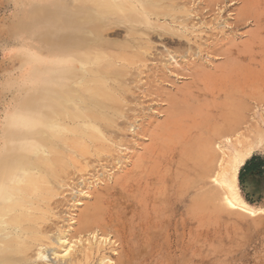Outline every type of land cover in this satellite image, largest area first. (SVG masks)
I'll return each instance as SVG.
<instances>
[{
    "label": "rangeland",
    "instance_id": "obj_1",
    "mask_svg": "<svg viewBox=\"0 0 264 264\" xmlns=\"http://www.w3.org/2000/svg\"><path fill=\"white\" fill-rule=\"evenodd\" d=\"M102 1L0 0V177L15 160L12 175L23 173L21 162L33 157L26 143L34 133L24 121L47 110V104L57 106L68 75L63 61L79 54L85 67L106 53L116 61L112 72L123 77L116 91L125 100L129 118L120 121H130L133 127L119 134L105 131L106 140L96 142L99 155L81 157L80 163L64 169L63 183L53 182L52 211L42 226L50 232L51 245L60 252L72 245L79 261L75 264H98L102 256L111 264L120 258L129 264H264V0H163L164 5L178 6L168 9L180 20L144 13L135 20L126 12L103 11ZM132 1L139 5V0ZM67 44L77 45L76 53L67 52ZM95 50L101 53L90 54ZM204 67H222L227 85L235 87L229 97L224 95L228 88L221 90L224 96L217 103L235 106L228 108L227 117L241 122L237 134L252 145L238 185L258 214L231 207L226 190L214 181L216 150L223 159L234 149L227 139L212 143L213 152L203 159H194L199 143L212 141L208 134L192 132L180 142L163 145L167 134L155 130L166 118V98L188 89L190 73ZM213 86L222 84L215 81ZM46 91L51 93L43 100ZM38 95L43 96L39 101ZM205 100L213 103L211 97ZM154 132L159 138L152 139ZM140 158L143 166L129 180L134 186L128 187L122 180ZM146 174L157 178L158 189L151 180H138ZM182 181L186 209L179 205L170 222L167 208ZM202 190L220 195L208 199L204 218L194 207ZM155 193L162 195L156 202ZM98 194L104 198L103 215L111 216L113 223L105 233L77 235L81 211ZM152 209L160 213L156 228L151 226ZM184 216L189 217L186 229ZM57 235L62 241H53ZM100 239L108 240L98 250ZM51 245L48 263L57 264ZM35 254L32 250L28 257L35 260Z\"/></svg>",
    "mask_w": 264,
    "mask_h": 264
},
{
    "label": "bare ground",
    "instance_id": "obj_2",
    "mask_svg": "<svg viewBox=\"0 0 264 264\" xmlns=\"http://www.w3.org/2000/svg\"><path fill=\"white\" fill-rule=\"evenodd\" d=\"M99 5L105 12H126L129 18L135 20L138 13H144L147 17L154 14L157 18L166 15L173 19H182L177 13L168 9H175L178 6L174 3L164 5L163 0H139V5H136L132 0H103ZM67 10L70 9L67 8ZM66 47L67 52L76 53L78 49L77 45L67 44ZM94 53L100 54L101 50H95L90 54ZM96 58L93 65L88 66L87 63L85 67L81 64L83 58H80L79 54L66 58L63 61V69L68 74L65 76L67 82L62 83L64 88L61 89L60 97L57 96V106L53 103L49 108L47 104V110L35 115L31 113L33 116L31 115L29 119L25 118L27 120L24 123L30 125V131L34 133L33 138H31L32 141L27 140L28 146H26L33 150L34 155L32 158L21 162L19 167L23 173L12 175L10 169L18 163L15 160V162H10L11 164L8 163V166L3 169L1 176L4 178L0 177V264H38L37 259L44 261L42 264L51 262L52 258L47 247L53 244L50 241L52 237L50 239V232H45L42 226L49 219V214L52 211L50 199L55 191L53 184L56 182L63 183L65 179L61 176L62 173H65L64 169L72 163H80L81 157H88V155H95L96 153L99 155L102 152L101 146L96 142L106 140L105 131H113L115 134H119V131L133 127L130 121H120L122 117H129L125 114L127 109L125 100L116 91L123 78L118 72H112V66L116 64V61L114 62L113 57L106 53ZM119 71H123V68ZM224 71L222 67L214 70L205 67L193 70L190 73L193 81L188 89L166 98L168 103L165 109L166 118L155 125V130L161 131V134H167L161 139L163 145L173 139L180 142L183 138L190 136L192 132L199 135L208 134L212 141L202 140L196 149L198 152L194 159H203L204 156L213 152V144H220L224 138L227 139L234 146V149L227 153L223 159H220V153L216 150L217 170L214 181L226 190L225 201L227 204H230L231 207L235 205L239 209L242 208L241 210L244 212L254 215L258 214L260 210L257 212L254 205L249 203L238 185L240 169L251 157L252 145L246 142L247 139L243 134H237L241 122L237 118L227 117L228 108L235 106L217 103L221 96L235 95L232 92L235 87L233 86V88L230 84L227 85ZM215 81H220L222 87L213 89ZM212 86L213 88H211ZM226 88H228V92L221 95V90ZM50 93L51 91H46L45 96ZM37 97L39 101L40 97L43 96L39 97L38 95ZM206 97H211L213 103L209 104L208 100H205ZM46 98L47 96L43 100ZM221 119L225 120L224 125L217 124ZM41 129L47 131L39 136ZM157 138L159 136L154 132L152 139ZM100 158L102 159V157ZM142 162L143 159L140 158L133 169L126 174V179L122 180V182L128 181V187L134 186V183L129 182V180L142 168ZM139 179L143 182L153 181V186L158 189L159 184L156 182V177L146 174L139 176ZM186 189V184L182 181L178 186L179 195H176V201L174 199L170 201L171 204L167 208L170 222H174L179 205H183V210L186 209L184 204ZM161 196L155 193L153 201L156 202L162 198ZM210 197L218 199L220 195L215 190H202L195 200L194 207H196L201 218L205 216L206 204ZM102 201L104 202L103 195L98 194L94 197L93 202H88L83 208L75 228L77 235L95 233L96 231L105 233L108 230L113 219L111 216L107 218L103 215ZM110 202L108 203L110 204ZM151 212L153 219L151 226L156 228L160 221V213L155 209H152ZM184 217L186 229L189 217ZM60 239L61 236L57 235L56 240L53 238V241L58 242ZM107 240L100 239L98 241L95 245L98 250ZM51 246L52 254L59 258L56 261L57 264L79 262L73 254L72 245L70 248L66 247L63 252L59 251V247ZM90 246L94 249L93 244ZM32 250L36 251L35 260L28 257ZM89 251L91 252L90 249ZM88 255H90L89 252H87ZM98 264L111 263L106 256H102ZM115 264H129V262L120 258Z\"/></svg>",
    "mask_w": 264,
    "mask_h": 264
},
{
    "label": "snow or ice",
    "instance_id": "obj_3",
    "mask_svg": "<svg viewBox=\"0 0 264 264\" xmlns=\"http://www.w3.org/2000/svg\"><path fill=\"white\" fill-rule=\"evenodd\" d=\"M229 203H231V202H229ZM233 207H235V205H232Z\"/></svg>",
    "mask_w": 264,
    "mask_h": 264
}]
</instances>
